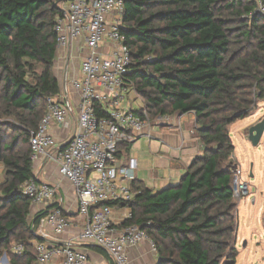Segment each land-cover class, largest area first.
Returning a JSON list of instances; mask_svg holds the SVG:
<instances>
[{
	"label": "trees",
	"instance_id": "obj_1",
	"mask_svg": "<svg viewBox=\"0 0 264 264\" xmlns=\"http://www.w3.org/2000/svg\"><path fill=\"white\" fill-rule=\"evenodd\" d=\"M264 3V0H261ZM121 35L132 52L129 79L150 117L194 114L204 146L177 186L149 189L134 181L132 217L155 243L158 264H237L235 146L229 128L264 101V14L257 0H124ZM55 0H0V259L33 264L30 220L22 186L35 179L31 133L60 95ZM102 116V113L98 114ZM131 145L121 147L128 152ZM24 244L15 255L13 244Z\"/></svg>",
	"mask_w": 264,
	"mask_h": 264
},
{
	"label": "built area",
	"instance_id": "obj_2",
	"mask_svg": "<svg viewBox=\"0 0 264 264\" xmlns=\"http://www.w3.org/2000/svg\"><path fill=\"white\" fill-rule=\"evenodd\" d=\"M56 19L58 48H66L69 39H84L89 55L81 65L80 77L71 81L80 92L79 119L75 134L67 144H60L50 133L51 123L65 125L70 118V103L60 94L48 100V112L38 130L31 133L30 145L33 164L48 157L58 166L60 174L75 189L78 216L83 224L74 244L91 245L104 251L114 264H129L128 250L149 241L157 253L155 243L136 226L114 228L113 209L107 203L128 204L135 199L133 188L137 180L138 163L129 159L123 163L119 157L121 147L133 144L151 124L150 115L135 110L129 95L135 94L129 79L133 63L132 52L121 35L125 12L124 0H71ZM257 11L264 14V3L257 0ZM110 42V54L101 49ZM102 113V116L98 114ZM169 122V116L160 118ZM234 197L242 198L249 185L242 181V171L236 166ZM23 193L32 200L39 212L53 207L58 195L56 186L39 182L36 178L22 186ZM54 208V207H53ZM51 209L42 218L35 234L47 239L48 229L63 235L72 225L70 218L59 208ZM130 211V210H129ZM132 213L122 216V222ZM36 259L33 264H52L63 257L62 264H90L86 251L71 246L56 247L46 242L34 245ZM13 253L22 256L24 244H16ZM4 259H0V264Z\"/></svg>",
	"mask_w": 264,
	"mask_h": 264
},
{
	"label": "crops",
	"instance_id": "obj_3",
	"mask_svg": "<svg viewBox=\"0 0 264 264\" xmlns=\"http://www.w3.org/2000/svg\"><path fill=\"white\" fill-rule=\"evenodd\" d=\"M63 10L69 1L55 0ZM114 45L107 42L101 49L104 54H110ZM89 55V50L84 39H69L66 48H58L55 60L54 73L57 78L61 93L70 103V118L67 124L59 125L51 123L50 133L57 141L64 145L73 137L78 127L79 97L71 81L80 77L81 65ZM134 107V105H133ZM167 123L159 118L151 121L149 127L131 144L128 152H121L123 163L129 159H135L138 163L137 180L143 182L149 189L158 191L171 186H177L192 162L203 155L204 146L196 134L198 128L194 114H175L169 116ZM0 174H5L3 165L0 164ZM35 178L42 183H47L58 188V195L53 209H61L71 220L72 225L63 235H56L52 229H48L46 243L50 246L78 248L86 251L90 264H114L112 259L101 249L83 244L75 245L78 234L82 229L83 220L78 216V199L72 184L59 172L58 166L50 158H41L34 164ZM0 181H4L0 179ZM119 210V211H118ZM39 213L32 206L30 220ZM130 213L129 209H115L112 215L114 228L117 232L123 230L120 225L122 216ZM35 245L37 239L30 241ZM16 245H12L13 247ZM129 264H158V252H154L149 241H144L135 248L128 250ZM3 264H10L7 255L3 257ZM63 257L56 258L52 264H62Z\"/></svg>",
	"mask_w": 264,
	"mask_h": 264
},
{
	"label": "rangeland",
	"instance_id": "obj_4",
	"mask_svg": "<svg viewBox=\"0 0 264 264\" xmlns=\"http://www.w3.org/2000/svg\"><path fill=\"white\" fill-rule=\"evenodd\" d=\"M136 98L134 93L129 95L134 109L139 110L142 103L144 106V101ZM263 118L264 101H259L250 117L237 121L229 128L235 146L233 161L242 171V181L249 185L246 195L240 199L235 198L238 206L235 240V247L239 251L237 264H264V135L258 146L249 140L250 128ZM154 119L153 114L151 121ZM3 178L4 174H0V179ZM115 209L118 208H114L113 213ZM125 209L120 208L122 211Z\"/></svg>",
	"mask_w": 264,
	"mask_h": 264
},
{
	"label": "water",
	"instance_id": "obj_5",
	"mask_svg": "<svg viewBox=\"0 0 264 264\" xmlns=\"http://www.w3.org/2000/svg\"><path fill=\"white\" fill-rule=\"evenodd\" d=\"M66 1H71V0H66ZM56 6H58V3L56 4ZM263 135H264V118H263V120L260 123H258L255 126L250 128V130H249V140L252 142V144L254 146H258L260 141H261V139H262V137H263ZM36 237L38 238L37 235H36ZM244 246H246V243L244 244Z\"/></svg>",
	"mask_w": 264,
	"mask_h": 264
}]
</instances>
